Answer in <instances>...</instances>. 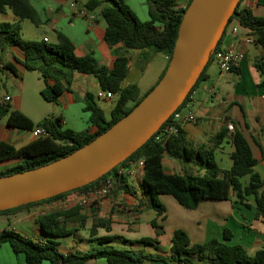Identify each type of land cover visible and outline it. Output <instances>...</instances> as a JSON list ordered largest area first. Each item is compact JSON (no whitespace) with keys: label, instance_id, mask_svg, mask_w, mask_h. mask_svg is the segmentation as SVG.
<instances>
[{"label":"trees","instance_id":"trees-1","mask_svg":"<svg viewBox=\"0 0 264 264\" xmlns=\"http://www.w3.org/2000/svg\"><path fill=\"white\" fill-rule=\"evenodd\" d=\"M68 1L76 3L80 9L85 8L90 12L100 11L106 22L105 41L109 46L122 44L125 51L154 50L164 53L168 57V69L180 25L193 0H147L150 21H142L126 0H87L85 3H82V0ZM242 1L239 2L230 18L224 35L212 52L206 68L178 111L185 108L192 93L207 80L208 65L214 61V53L222 50V41L234 24L237 23L240 27L249 30L255 42L264 50V17L255 16L250 9L241 8ZM6 8L13 12L19 22H0V46H17L21 49L25 55L22 61L23 67L29 71H38L45 82V88L41 91L44 100L59 103L61 95L71 84L74 73H82L95 76L101 89L111 92L117 97V101L111 111V118L107 120L104 110L96 103L94 95L92 93L85 95L84 110L90 114L89 121L92 126L98 128L96 132L91 133L90 129L75 131L66 128L63 124L64 118L61 116L46 118L35 124L26 114L13 108L11 98L6 96L0 99V125L7 118L6 123L9 127L30 133L37 127H43L49 132L47 137L34 138L20 148L5 141L0 142V162L17 160L14 166L0 172V177L40 168L93 142L131 113L155 88L141 97L136 84L124 85L129 74L130 63L126 55L119 56L113 67L109 68L100 64L94 53L79 56L75 43L61 31H56L57 43L23 39L22 21L30 20L36 26L41 25L36 8L30 0H0V12ZM255 68L261 76L258 87L264 88V54L256 60ZM5 69L18 74L17 68L12 64H7ZM234 71H239L238 67H235ZM171 120L172 118L167 123ZM226 137H228V130L223 129L215 139L217 143H220ZM232 139L235 151L232 155L233 165L229 170L219 166L215 159V149H209L204 154L201 150L191 147L186 132L180 127L177 135H171L162 141H157L153 136L139 150L97 181L49 199L0 211V215L15 213L46 202L65 200L75 192L89 194L99 189L108 176H115L118 168H129L131 164L143 161L141 190L143 195L151 199L153 207L157 210V217L151 222L157 236L165 233L164 226L158 223V219L167 211L160 200L161 195H171L181 206L191 210L197 209L204 200H229L232 194L236 196L238 203L250 208L249 198L253 197L257 209L256 217L264 220V180L259 173L255 172L258 160L240 128L232 135ZM166 155L187 164H194L200 170H204V174H168L163 166ZM246 177H249L248 184L243 183ZM126 181L127 175L121 178L116 177L114 191L117 187H127ZM95 205L96 203L89 206L90 212L96 218L90 229V235L100 247L88 253L63 254L54 241L39 243L9 229L0 232V248L3 244L9 243L15 254H25L27 264H42L45 261L50 264H89L91 260L101 258H105L108 264H151L157 261L173 264H264V249L250 254L242 245L229 244L228 241L233 238V233L229 229L225 230L222 240L214 238L199 244H192L188 233L177 229L172 237L169 257L138 254L130 250L108 247L107 245L116 241L118 237H97L99 227L111 231V222L98 217ZM82 210H84L82 204L60 208L41 215L36 222L46 235L64 238L75 234L80 229H85L86 217L81 213ZM73 220L78 221V228L68 226V222ZM136 244L158 248L159 240L157 237H148L137 241Z\"/></svg>","mask_w":264,"mask_h":264},{"label":"crops","instance_id":"crops-1","mask_svg":"<svg viewBox=\"0 0 264 264\" xmlns=\"http://www.w3.org/2000/svg\"><path fill=\"white\" fill-rule=\"evenodd\" d=\"M30 1L38 14L36 3H44L49 7H44L43 10L45 13L48 11L53 15L51 18L46 19V22L51 24L50 32L54 34L56 40V31L65 33L75 43L79 56L94 53L99 63L109 68L113 67L115 60L119 56H130L129 51H125L122 44L114 47L107 44L105 41L106 22L105 25H101L100 20L94 14V22H90L89 19L78 15L77 11L80 8L77 5L73 7L72 1ZM52 3H56L57 6L52 7ZM241 8L250 9L255 16L264 17V0H243ZM61 19L69 22L68 30L59 26ZM0 22L17 23L19 19L10 9L6 8L3 12H0ZM79 22L85 27L84 31L89 35L84 40L83 45L77 43L75 34L71 32L72 28L80 24ZM234 28L238 29L236 33L233 32ZM247 36H251L250 31L240 27L237 23L229 28L228 34L222 41L221 49L232 50L242 56L238 65L239 71L223 72L216 61H212L208 65L207 80L200 84L192 93L187 108L184 110L185 114H188V112L194 113L197 121L195 123H184L182 129L186 132L187 140L191 147L198 151L201 150L204 154L209 149H215L217 163L222 169L229 170L233 165L232 155L235 151L232 135L240 128L258 160L255 172L259 173L264 180V88L258 87L261 82V76L255 68V62L263 56L264 50L256 42L252 44L246 43L245 38ZM42 40L50 42L47 35ZM138 52L139 59L146 58L144 65H142L143 69L146 67L145 64H147V69H149L151 62L154 61L153 63H155L154 51L144 50ZM161 54L162 58L157 61L158 66L153 69L155 71L153 80L149 84L144 85L146 69L142 78L133 83L138 86L141 97L146 96L160 82L167 69L168 57L164 53ZM24 59L25 55L19 47L0 46L1 70H6L5 66L12 64L17 68L18 72L19 67H23L22 61ZM130 68L131 59L129 72ZM7 71L10 72L9 70ZM126 80L124 82L125 86L132 85L126 84ZM77 88L80 89L83 100L77 98L75 92ZM90 88L97 90L101 88L95 76L74 73L72 82L61 95L59 103L63 104L65 110L75 105L78 100H82L85 103L84 98L87 93H91L89 92ZM63 115L61 114L60 116L64 118ZM63 124H66L65 118ZM229 124L233 125V130L228 129ZM223 129L228 130V137L217 143L215 138ZM97 130L96 126L90 128L91 133ZM27 133L30 134V138L21 134L19 129L9 127L7 123H2L0 125V142L5 141L20 148L34 139L30 132ZM16 163L17 160L0 162V172L14 166ZM163 166L168 174H204V170H200L198 166L189 164L191 167L187 169V165L168 155L164 157ZM130 168H132V172L126 174L127 187H117L111 195L99 199L95 205L98 210V217L111 222V231H107L104 227H99L97 229V237H118L116 241L108 244V247L130 250L138 254L144 253L169 257L172 237L177 229L186 231L192 244L205 243L214 238L222 240L225 230L229 229L233 233V238L228 241L229 244L242 245L250 254H255L258 250L264 249V220L256 217L257 209L254 198H249L251 207L248 208L238 203L234 194L229 200H204L194 210L181 206L171 195H161L160 200L166 206L167 211L163 217L158 219V223L164 226L165 233L157 236L155 229L151 225V222L157 217V210L153 207L151 199L143 195L141 190L143 167L137 164ZM248 182L249 177L243 179V183L248 184ZM87 195L86 193L75 192L65 200L46 202L15 213L0 215V232L6 229L13 230L43 244L48 241H54L58 244V248L63 254L70 252L88 253L100 247L90 235V229L93 227L96 218L90 212L89 206L84 205V210L81 212L86 217L85 229H80L71 236L53 238L46 235L36 222L41 215L79 204ZM68 203H73V205L67 206L66 204ZM145 214H147V217H144ZM68 226L78 228L79 223L77 220L69 221ZM148 237H157L159 247L136 244L137 241ZM0 264H27L26 256L24 253L15 254L11 245L5 243L0 248ZM42 264H50V262L45 261ZM89 264L108 263L105 258H101L91 260ZM151 264L169 263L157 261Z\"/></svg>","mask_w":264,"mask_h":264},{"label":"water","instance_id":"water-1","mask_svg":"<svg viewBox=\"0 0 264 264\" xmlns=\"http://www.w3.org/2000/svg\"><path fill=\"white\" fill-rule=\"evenodd\" d=\"M241 0H193L180 25L164 77L133 109L93 142L40 168L0 177V211L84 187L139 150L184 103Z\"/></svg>","mask_w":264,"mask_h":264},{"label":"rangeland","instance_id":"rangeland-1","mask_svg":"<svg viewBox=\"0 0 264 264\" xmlns=\"http://www.w3.org/2000/svg\"><path fill=\"white\" fill-rule=\"evenodd\" d=\"M86 1L87 0H82V2ZM126 2L142 21H150L149 5L147 0H126ZM36 4L39 11L41 25L36 26L30 20L23 21L21 31L22 38L25 40L41 41L42 38L47 35L51 43H57L54 34H52L50 32L51 30H49L51 24L46 22V19L51 18V16L53 15H51L48 11L47 13H45L43 10L44 7H49H47V5H45L44 3ZM180 4L182 5V3ZM54 6H57V4L52 3V7ZM91 14H94L100 20L101 25H105V20L101 16L99 10L93 11L91 12ZM79 23L80 24H77L74 28H72L71 32L75 34L77 43L83 45L84 40L89 35L84 31L85 27L81 24V22ZM59 24V26L64 28L65 30L69 29V22L67 20L61 19ZM94 39L96 40V38ZM128 51L130 55L129 57L131 59V68L129 76L126 80V84H133L134 82H137L142 78L144 70L147 69V64H145L146 67L145 69H143L142 65H144V61L146 58H138V51L142 50ZM154 53L155 63H153L154 61H152L149 69H147L146 75L144 76V85L149 84L153 80L155 74V71H153V69L158 66L157 61L162 58V54L160 52L154 51ZM44 88L45 82L38 71H29L22 66L19 67L18 74H13L11 72H8L7 70H0V99L5 98L6 96L8 98H11L13 108L18 109L22 113L26 114L33 120L35 124H38L46 118H54L60 116L61 114H64L63 116L66 121V124L64 126L66 128H70L75 131H85L92 127V124L89 121L90 114L84 110L85 103L84 101H82L83 98L79 88H77L75 92L77 98L82 100H78V102L75 105L70 106L68 110H65L63 108V104L61 103H53L44 100L41 95V91ZM89 90V92L94 95L96 103L105 111L107 119H110L111 110L115 106L117 97L114 96L113 99L99 98L98 93L104 92V90H102L101 88H99L98 90L90 88ZM6 121L7 118H5L2 123H6ZM19 132L30 138L29 133L23 130H19ZM181 163L187 165V169L191 167L187 163H184L182 161ZM66 205L71 206L73 205V203H68ZM144 217H147V214H145ZM169 264H171V262H169Z\"/></svg>","mask_w":264,"mask_h":264},{"label":"built area","instance_id":"built-area-1","mask_svg":"<svg viewBox=\"0 0 264 264\" xmlns=\"http://www.w3.org/2000/svg\"><path fill=\"white\" fill-rule=\"evenodd\" d=\"M73 7H76V4L73 3ZM78 15L89 19L90 22H94L95 16L91 14L90 11H88L85 8H81L77 11ZM237 28L233 29V32H237ZM246 43H254L255 38L253 36H247L245 38ZM241 55L235 53L232 50H220L214 53V61H216L221 70L223 72L229 73L233 72L235 67H238ZM99 98H106V99H112L114 96L111 92H100L98 93ZM187 108V105L185 106L184 109L181 111H176L175 113L172 114V116L167 120L169 121L171 118V122L167 123V121L164 123V125L161 127V129L154 135L155 139L157 141H162L165 138L171 136V135H177L179 133L180 127L184 123H195L197 121V117L194 113L188 112V114L184 113V110ZM229 130H233L234 127L232 124L228 125ZM32 136L34 138H40V137H47L49 135V132L43 128V127H37L32 131ZM131 167H134L137 165L136 163L131 164ZM139 166L143 167L144 163L143 161H140L138 163ZM132 172V168H125V167H120L117 170V173L112 176H108L102 186L99 189H96L92 192H90L87 197L83 200L80 201L79 204L85 205V206H91L92 204L97 203V201L103 197H107L112 194L114 191L115 183H116V177L121 178L123 175H126L128 173Z\"/></svg>","mask_w":264,"mask_h":264}]
</instances>
